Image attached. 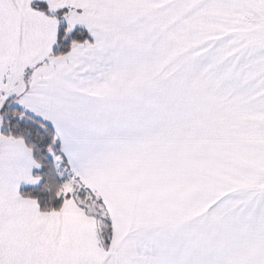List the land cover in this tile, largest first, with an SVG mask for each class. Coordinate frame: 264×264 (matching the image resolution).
Instances as JSON below:
<instances>
[{
	"label": "snow or ice",
	"instance_id": "snow-or-ice-1",
	"mask_svg": "<svg viewBox=\"0 0 264 264\" xmlns=\"http://www.w3.org/2000/svg\"><path fill=\"white\" fill-rule=\"evenodd\" d=\"M0 264H264V0H0Z\"/></svg>",
	"mask_w": 264,
	"mask_h": 264
}]
</instances>
